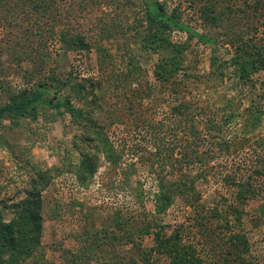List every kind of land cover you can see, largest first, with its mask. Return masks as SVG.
Listing matches in <instances>:
<instances>
[{
  "label": "trees",
  "instance_id": "16d2710c",
  "mask_svg": "<svg viewBox=\"0 0 264 264\" xmlns=\"http://www.w3.org/2000/svg\"><path fill=\"white\" fill-rule=\"evenodd\" d=\"M33 1V11L42 10L44 17L53 13L54 0ZM185 3L202 24L221 30V46L229 47V59L218 57V41L192 28L182 18V9L177 6L169 9L167 0H134V7L130 10L134 16L133 22L126 21L129 26L122 29L124 33L121 35L140 49L157 55L152 73L154 82L160 86V98L177 100L180 96L179 104L172 107V112L187 123L195 115L205 113V108L196 106L194 112L190 111L193 104L181 96L186 92L187 83L194 80L197 85L211 89L223 83L228 75L226 70L229 69L240 94L233 98L224 96L222 102H216L219 109L216 114L221 117L223 126L242 122L237 130L246 137L264 126V79L259 83L263 86V92L249 98L246 109L241 112L236 105L241 104L244 96L241 89L255 87L259 81L256 76L264 73V36L261 35L258 40L256 37L259 28L264 27V0H185ZM4 14L6 12L2 14L6 19ZM52 29L51 26L50 33H53ZM108 32L109 29L102 30V34L107 37ZM174 32L184 34L185 39L174 42L171 37ZM29 33V36L21 37V41H10L7 46L0 47L1 132L6 134L5 138L30 132L31 125L36 124L40 116L48 122H54L64 115L79 131L72 140L74 155L66 156L59 166L47 169L30 167L33 176L25 196L8 204L0 201V264L50 263L42 243V193L55 178L69 174L79 188L87 189L100 168L101 158L111 168L118 169L122 155L109 141L107 130L108 123L113 120L102 112V100L106 94H117L120 90L122 98L128 102L129 110L135 103L140 105L144 98L154 96L153 88L144 81L143 72L134 62L133 56L129 54L126 71L121 74L110 68V56L100 47L96 48L101 62L99 68L106 74L107 82H93L70 72L64 75L48 73V77L42 81H34L35 76L44 70V57L47 55L38 53L34 45V39L37 43L44 41L42 33L34 28ZM58 42L63 49V56L73 50L89 48L83 36H73L63 31L59 32ZM124 43L127 41L124 40ZM193 44L212 48L208 73L199 75L190 69L187 57ZM5 54L12 61L10 68L4 67L3 61L1 63ZM25 63L31 67H26ZM12 73L23 79V88L15 91L11 87L8 76ZM164 89L168 90L167 94ZM129 92L132 96L128 95ZM121 104L126 109L124 102ZM112 108L118 110V103ZM208 128L221 131L219 124ZM190 130L194 139L185 142L179 159L173 157L175 144L167 148L162 136L158 139L163 149H158L155 159L148 162V172L156 181V190L152 195V214L155 218L135 222L134 216L125 219L115 216L111 224L114 226L113 233L108 228L87 230L82 240L74 246L78 248L76 252L70 249L61 251L64 264H87L103 260L104 264H160L162 261L165 264L247 263L250 245L242 229L244 207L257 196L261 188L257 178H264V164L256 168L254 174L234 185L236 192L232 201H225L223 207L207 210L200 202L201 195L195 187L196 181L205 176V172L191 175L187 170L189 166L203 164L206 159V153L198 150L195 125H191ZM2 140L12 150L10 141ZM244 141L248 139L244 138ZM257 144L262 146L261 142ZM24 163L29 164L26 161ZM177 199H181L191 209L193 219L187 225L180 224L168 231L170 227L162 223L161 219ZM3 208L12 212L10 218H5ZM259 211L264 215V203ZM211 219L216 221L215 226H212ZM137 236L152 237L153 245L150 248L141 246V242L135 241ZM118 244L130 246L124 250L119 249Z\"/></svg>",
  "mask_w": 264,
  "mask_h": 264
},
{
  "label": "rangeland",
  "instance_id": "374dc122",
  "mask_svg": "<svg viewBox=\"0 0 264 264\" xmlns=\"http://www.w3.org/2000/svg\"><path fill=\"white\" fill-rule=\"evenodd\" d=\"M34 2L0 0V47L7 46L10 41H21V37L29 36V31L33 28L42 33L44 41L37 43L34 39V45L38 53H46L47 56L44 57V70L35 76L34 81H42L48 77V73L64 75L70 72L76 77L93 82H107L106 74L99 68L101 62L96 48L100 47L110 56V68L121 74L126 71L129 54L133 56L134 62L138 63L137 66L143 72L144 81L154 90L153 97L144 98L140 105L135 103L130 110L120 90L117 94L108 92L102 100L103 114L113 120L107 126L109 141L122 155L118 169L111 168L101 158L100 168L87 189L79 188L71 175L63 174L55 178L42 193V243L49 264H64L61 251L70 249L71 252H76L78 248L74 246L82 240L87 230L108 228L113 233L114 226L111 224L115 216H134L135 222L155 218L152 214V195L156 190V181L148 172L147 165L155 159L156 151L163 149L158 139L162 136L167 148L175 144L173 157L179 159L185 142L194 139L190 126L195 125L198 131V150L206 153V159L203 164L189 166L187 170L191 175L199 171L205 172V176L198 178L195 187L201 195L200 202L207 210L223 207L225 201H232L236 192L234 185L254 174L256 168L259 169L264 164V126L244 137L237 130L242 122L223 126L221 117L216 114L219 111L216 102H222L224 96L233 98L240 94V89L234 86L235 81L230 76L229 69L226 70L228 75L223 83L211 89L197 85L194 80L187 83L186 92L181 96L193 104L190 111L205 108V113L195 115L188 123L172 112V107L179 104L180 96L177 100L171 97L160 98V86L154 82L152 73L157 55L140 49L137 44L121 35L122 29L129 26L126 21L133 22L134 16L130 10L134 7V0H54L53 13L45 17L42 10L33 11ZM176 6L182 9V18L192 28L213 36L218 41V57L222 60L230 58L229 47L221 46L223 38L219 34V28L202 24L198 16L188 10L185 0H167L169 9ZM4 12L6 19L2 16ZM51 26L53 33H50ZM106 29H109V37L102 34V30ZM60 31L83 36L89 44L88 50H73L63 56V49L58 42ZM261 35L264 36V27L259 28L257 40ZM171 37L174 42L185 39V35L180 32H174ZM124 40L127 41L126 44ZM211 49L210 46L193 44L187 57V63L191 64L193 72L199 75L208 73ZM1 63L10 68L12 61L5 54ZM25 66L31 67L27 63ZM8 79L15 91L24 87L20 76L12 73ZM256 79L259 81L255 87L241 89L244 96L241 104H236L241 112L248 107L249 98L263 92V86L259 83L264 79V73L258 74ZM164 90L167 94L168 90ZM131 94L128 93L129 96ZM122 102L126 109H123ZM115 103H118V110L112 108ZM213 124H219L221 131L208 128ZM31 127L30 132L9 135L7 138L0 129V201L6 204L25 196L29 180L33 176L30 167L47 169L59 166L66 156L74 155L72 140L79 129L72 125L67 115L54 122H48L40 116L38 122ZM244 138L248 141H244ZM2 139L10 141L12 150L4 145ZM257 142H261L262 146ZM257 181L261 188L257 196L244 207L245 215L242 220V229L250 245L246 264H264V215L259 211L264 203V178H257ZM2 212L6 219L12 216V212L5 208ZM193 214L181 199H177L161 221L170 227L167 228L169 231L180 224L187 225L193 219ZM210 221L215 226L216 221ZM135 241L141 242V246L146 248L153 245L152 237L137 236ZM117 246L127 250L130 245ZM163 262L160 264H165ZM87 264H104V260L90 261Z\"/></svg>",
  "mask_w": 264,
  "mask_h": 264
}]
</instances>
